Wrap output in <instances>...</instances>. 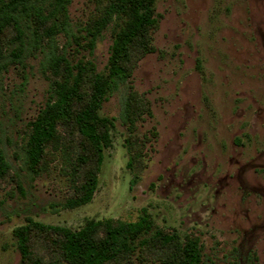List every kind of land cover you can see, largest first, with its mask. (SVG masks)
<instances>
[{
  "label": "rangeland",
  "instance_id": "1",
  "mask_svg": "<svg viewBox=\"0 0 264 264\" xmlns=\"http://www.w3.org/2000/svg\"><path fill=\"white\" fill-rule=\"evenodd\" d=\"M108 2L70 0L68 32L56 38L86 68V97L95 76L113 77L122 22L95 45L86 32ZM154 14L150 50L134 52L127 82L99 112L112 146L85 206L67 202L81 193L78 156L89 154L92 164L96 157L74 126L60 128L38 173L26 165L33 124L55 81L43 64L47 43L28 45L21 61L0 70V148L11 165L0 182V264L55 257L58 237L32 230V257L23 260L14 231L31 222L80 230L88 220L145 215L152 229L108 264H176L177 248L189 240L198 241L201 264H264V0H155ZM12 38L4 36L7 52ZM127 98L137 101L134 129L121 119ZM158 233L177 243L165 245Z\"/></svg>",
  "mask_w": 264,
  "mask_h": 264
},
{
  "label": "trees",
  "instance_id": "2",
  "mask_svg": "<svg viewBox=\"0 0 264 264\" xmlns=\"http://www.w3.org/2000/svg\"><path fill=\"white\" fill-rule=\"evenodd\" d=\"M70 0H0V70L9 63L21 61L28 45L43 47L44 68L55 81L50 97L33 124L25 150L26 165L30 172L38 173L47 146L56 141L62 126H74L77 134L87 141L95 155L94 164L88 155L78 156L80 169L84 170L81 193L69 199L68 208L75 209L92 202L99 186V173L106 151L112 146L111 128L101 119L99 112L106 96L116 92L129 78V65L135 51L150 50V32L157 25L155 0H109L102 16L86 29L92 45L114 21L122 22L117 44L112 55L113 77L95 76L90 97L83 93L86 68L75 65L66 48L57 45L56 38L68 32ZM12 32L13 46L9 52L3 46L4 36ZM47 49V52L46 50ZM117 72V73H116ZM127 98L121 119L129 128L136 126L133 104ZM11 165L0 148V182L10 172ZM86 169V171H85ZM152 229V220L145 215L137 222L114 220H88L80 230L31 222L17 228L14 233L23 260L30 261L29 234L32 230L58 237L57 253L50 262L35 264H108L135 250L137 240ZM165 245L177 243L174 236L158 233ZM144 241L142 243H146ZM141 243V244H142ZM197 240H189L178 247L176 264H201V251Z\"/></svg>",
  "mask_w": 264,
  "mask_h": 264
}]
</instances>
